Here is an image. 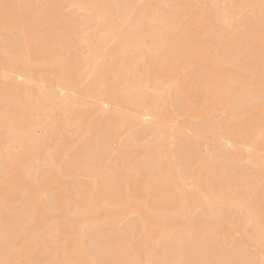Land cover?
<instances>
[{
    "label": "bare ground",
    "instance_id": "1",
    "mask_svg": "<svg viewBox=\"0 0 264 264\" xmlns=\"http://www.w3.org/2000/svg\"><path fill=\"white\" fill-rule=\"evenodd\" d=\"M68 1L82 14L64 16L46 0H0V264H252L243 247L264 250V183L236 160L250 142L261 145L250 157L264 166V140L253 136L264 129V0H195L173 13L161 0ZM239 6L252 14L233 20ZM211 24L206 39L201 31ZM223 36L212 64V39ZM79 46L87 68L92 55L104 59L90 80H80ZM141 68L143 82L134 78ZM144 82L175 90L185 116L179 130ZM258 96L263 109L235 133L212 117L231 107L235 120ZM75 126L83 156L65 150ZM203 145L213 146L212 157ZM38 162L48 170L37 174ZM21 170L35 173L32 184H21ZM76 175L93 179L60 177ZM226 204L239 208V241H228L230 230L215 219Z\"/></svg>",
    "mask_w": 264,
    "mask_h": 264
},
{
    "label": "rangeland",
    "instance_id": "2",
    "mask_svg": "<svg viewBox=\"0 0 264 264\" xmlns=\"http://www.w3.org/2000/svg\"><path fill=\"white\" fill-rule=\"evenodd\" d=\"M14 1V0H13ZM47 2H52L53 4L56 5H60V9L61 12L64 14V16H73L75 17L76 14H82V11L80 10V7L78 6V4H70V2L68 0H46ZM144 0H139V3H142ZM161 2L164 4V6L166 7L165 9L167 10V12L169 13H173V12H177L178 9L180 10H185L188 7L189 3L190 5H196L195 0H189L188 2H181L180 0H161ZM215 2H222V0H208L207 5L210 6V4H214ZM227 2V1H225ZM38 7V5L36 6ZM237 14L238 16L235 18V15L233 16V20H238V17L243 16L244 14H248L251 15L252 11L250 8H244V7H237ZM20 15H26L27 14V10L26 9H18L17 11ZM261 16L264 17V11L261 12ZM82 27L79 29V32L76 36L77 39H81L83 35V33L86 31V27L84 25H81ZM230 26V23L227 22L225 24H223L221 26V28H228ZM215 28L214 24H211L209 26H207L206 28H204L201 31V36H203L204 38H209L210 34L213 32ZM97 36H99L100 38H102V41L104 42L103 44H101L102 49L103 50H107V48L109 46H111V42H108L109 40H104L102 37V33L98 32ZM5 37L4 33H0V40L2 41ZM226 38L223 36L219 39H212V49H211V58H210V62L212 64L215 63V58H214V54L216 53L217 46H221L224 42H225ZM161 45L162 47H165L167 44H169V41L167 39H165L164 37L161 38ZM76 55L79 59V64L80 67L84 70V75L80 78V80H90L92 79V77L90 76V72H91V68L92 65L99 63L101 61H103L104 59L101 57H96L94 55L91 56L90 58V67L87 68L86 67V60L85 58L87 57V49L84 48L83 46H79L76 50ZM239 56L242 55L241 52L238 53ZM191 67H195L194 65H191ZM182 75H180L177 78V81L180 83L182 81ZM134 78L140 82L145 81L148 78V73L146 71L145 68H141L140 72L137 73ZM46 79L43 78L42 82H45ZM88 82V81H86ZM168 83V80L166 81V84ZM144 86L146 87V89L149 92V96H157L160 95L163 98V101H165V105L168 109V111L171 114V122H170V128L172 132H175L177 130L180 129L183 121L185 120V116L184 114L180 111V109L177 107L176 105V101H175V90L173 89H167V90H158L156 91V89H154L152 86H147L146 82H144ZM234 89H237L236 87H234ZM97 91V90H96ZM96 91L92 92L91 94H95ZM197 101H200L201 98L198 97L196 99ZM96 101V98L93 96H90V102L94 103ZM61 102L62 103H67L68 99L65 97L61 98ZM263 102V99L261 96L255 97L252 100V110L249 111L247 114H242L239 118H236L235 120H232V108L230 107V109L228 110H224V111H220V112H216L212 114V117H214L217 121L222 122V123H231V127H230V131L232 133L237 132V128L239 124H247L250 122V120L253 118V116L255 114H257L258 112H260L263 107L261 106V103ZM129 109H131V106H128ZM3 121L2 118H0V122ZM264 119H261V122H263ZM192 122L196 125V126H200L201 124H203L204 119L202 118H195L192 120ZM67 133L69 135H72L74 137L73 142L65 147V150H69V153H74L78 156H83L84 154L88 153L87 148L85 147H81L80 146V141L78 140V138L76 137L77 132L79 131V128L77 126L75 127H67L66 129ZM43 131L40 128H36L34 130V136L36 138L41 137L43 134ZM132 136V135H131ZM253 136L257 139H263L264 140V129H257L255 134H253ZM16 148V147H15ZM260 149H261V145L254 147L253 143H245L240 147L239 150V159L236 160L237 165L239 167L240 170H242L245 174H249V175H253V176H257V180L258 181H262L264 183V166L263 164H258V162L255 160V158L250 157V153L252 152L254 154V156L257 158V156L260 154ZM51 152L57 153L59 152V148L58 146L55 144L52 146L51 148ZM212 153H213V146L211 145H203L201 148V154L205 157H212ZM136 159V157H132L129 161L126 162L125 164V168H127L128 170L132 169L135 166V162L133 163V160ZM229 164L231 165L232 162L230 160H228ZM46 168V163L45 162H38V170H37V174H41L43 173V171ZM185 169L184 166L180 165L179 166V170L183 171ZM46 170H48V168H46ZM260 173H262V175H260ZM34 176L35 173L33 172H28L26 170H21L18 180L21 182V184L23 185H29L32 184L34 182ZM62 178V180L65 181H73V180H77L80 182H90V180L93 179V177H87L84 175H76V176H60ZM115 184H118L119 182V178H114L113 181ZM74 186V185H73ZM76 187V186H74ZM118 187V186H117ZM115 190H118L117 188H115ZM238 207L234 206V204H226L224 206V209L222 211V213L218 214L216 216L215 219L221 221V224L223 226L224 229H228L230 230L229 232V240L228 241H239L240 240V234H239V230L235 229V219H236V214L238 211ZM72 216H75L76 218H78V216L75 214V212H73V214H71ZM134 219H132L131 217H128L126 219V222L132 221ZM166 233H170L168 231H166ZM147 248H144L143 251H146ZM244 253L249 255L253 262L252 264H264V250H262L260 247L257 246H253V245H245L243 247ZM176 251V248H172V252Z\"/></svg>",
    "mask_w": 264,
    "mask_h": 264
}]
</instances>
